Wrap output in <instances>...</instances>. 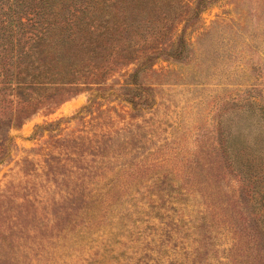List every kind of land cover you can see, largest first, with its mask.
I'll return each mask as SVG.
<instances>
[{"label": "rangeland", "instance_id": "rangeland-1", "mask_svg": "<svg viewBox=\"0 0 264 264\" xmlns=\"http://www.w3.org/2000/svg\"><path fill=\"white\" fill-rule=\"evenodd\" d=\"M201 11L0 128V264H264V0Z\"/></svg>", "mask_w": 264, "mask_h": 264}, {"label": "trees", "instance_id": "trees-1", "mask_svg": "<svg viewBox=\"0 0 264 264\" xmlns=\"http://www.w3.org/2000/svg\"><path fill=\"white\" fill-rule=\"evenodd\" d=\"M212 0H0V128L7 120L41 105L56 104L103 84L118 64H144L126 73L130 85L147 61L154 41H166L186 6L194 15ZM192 9V10H193ZM181 24V22H180ZM160 54L181 61L186 50L184 30ZM135 90V89H134ZM139 106L135 99L130 101ZM9 117V118H8ZM8 118V119H7Z\"/></svg>", "mask_w": 264, "mask_h": 264}]
</instances>
